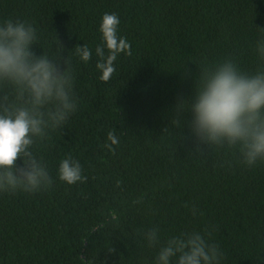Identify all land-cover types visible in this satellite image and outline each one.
<instances>
[{"label": "trees", "instance_id": "1", "mask_svg": "<svg viewBox=\"0 0 264 264\" xmlns=\"http://www.w3.org/2000/svg\"><path fill=\"white\" fill-rule=\"evenodd\" d=\"M105 13L118 15L131 46L108 81L95 52ZM7 19L34 25L37 55L64 45L78 107L32 149L52 187L0 194V264H155L170 237L193 231L220 246V264H264V163L249 167L215 147L201 154L190 129L171 125L197 65L232 57L246 71L260 67L264 0H0ZM84 44L87 62L74 49ZM110 131L114 151L105 147ZM69 155L86 182L58 178ZM152 228L154 247L145 238Z\"/></svg>", "mask_w": 264, "mask_h": 264}, {"label": "clouds", "instance_id": "2", "mask_svg": "<svg viewBox=\"0 0 264 264\" xmlns=\"http://www.w3.org/2000/svg\"><path fill=\"white\" fill-rule=\"evenodd\" d=\"M119 24L115 13L102 17L103 42L95 52L103 81L116 72L114 62L121 53L131 55L127 39L118 34ZM260 29L256 52L262 63L255 71L242 69L232 57L196 64L192 94L179 99L171 120L181 131L190 129L194 151L234 150L249 167L264 163V28ZM38 40L37 29L27 20L0 22V194L36 193L52 187L47 165L32 149L38 141L50 139L49 133L62 128L78 107L70 55L63 57L60 41L54 55H37ZM74 49L84 62L91 59L86 44ZM184 69L191 72L187 65ZM108 139L111 144L105 147L114 151L112 144L118 139L111 131ZM58 178L69 185L87 180L81 163L71 155L60 162ZM158 233V228H152L145 234L150 247L160 243ZM222 257L217 243L193 231L170 237L160 246L155 264H173V258L175 264H220Z\"/></svg>", "mask_w": 264, "mask_h": 264}]
</instances>
